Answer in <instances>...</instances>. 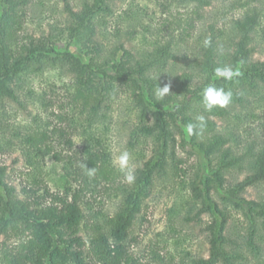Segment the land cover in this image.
<instances>
[{"label":"trees","instance_id":"1","mask_svg":"<svg viewBox=\"0 0 264 264\" xmlns=\"http://www.w3.org/2000/svg\"><path fill=\"white\" fill-rule=\"evenodd\" d=\"M32 1L0 0V99L21 104L19 90L23 88V75L60 68L72 77L67 88L69 105L86 124L82 129L86 133L92 126L105 123V102L121 90L131 99L139 132L152 141L156 161H147L132 183L117 185L120 193L118 209L106 220V226L93 224L88 252L83 248L82 237L77 234L84 219L79 203V192L83 187L72 194L71 200L60 199L59 205L32 206L8 183L7 167L0 163V235L27 236L15 252L5 256V264H129L131 228L154 174L165 168L167 156L174 159L177 122L180 120L187 126L200 115L205 117V129L199 135L187 133V137L192 150L205 159L209 168L201 169L189 187L191 196L200 204L199 211L208 216L203 225L208 254L193 257L188 262L169 259L161 264H248L241 243L237 244V239L230 235L228 206L248 208L253 232L247 245L258 260L264 249V242H259V237L264 239V199H246L242 193L250 186L264 183V136L254 139L250 137V130L251 140L240 139L235 131L225 134L215 128L216 122L211 116L228 120L234 109L243 112L252 107L255 98L264 99V55L262 58L256 56L259 50L256 32L261 11L251 7L233 19L229 49L224 57H221L220 48L223 32L209 23L208 30L196 43L199 49L192 69L177 73L169 68L171 61L178 57L174 50L188 42L189 35H184V28L178 41L171 33L165 41H154L150 50L139 53L128 49L124 42L112 45L108 55L115 60L118 52L121 55L113 70L108 71L95 59L107 50L99 39V31L112 13V0H83L78 10L72 9L68 0H64L69 36L81 42L91 56L90 61H83L67 50H55L53 32L28 42H14L13 25L18 22L17 12L29 7ZM177 1L194 2L199 7L211 3L210 0ZM188 25L192 26V23ZM225 65L238 73L231 81L215 76V69ZM168 78L171 79L168 83L170 93L158 99L156 88L167 84ZM209 85L230 90L231 103L225 108L206 112L201 99L203 89ZM53 131L60 135L65 133L60 126L54 127ZM180 137L184 140L185 135L182 133ZM47 139L48 131L41 128L27 131L22 137V146L31 165H38L41 158L52 152L45 142ZM89 141L91 144L85 147V157L77 173L82 177L88 174V168H93V180L97 181V176L108 179L112 173L108 153L102 149L95 134L89 135ZM229 141H235L236 148L226 145ZM169 147L172 153L168 155ZM233 168L245 175L239 181L227 182L225 174Z\"/></svg>","mask_w":264,"mask_h":264},{"label":"rangeland","instance_id":"2","mask_svg":"<svg viewBox=\"0 0 264 264\" xmlns=\"http://www.w3.org/2000/svg\"><path fill=\"white\" fill-rule=\"evenodd\" d=\"M210 1V5L199 7L194 2L177 0H112V13L106 17L99 31V39L107 50L95 60L112 71L121 55L118 52L116 60L108 55L112 45L124 42L128 49L139 53L144 49L150 50L154 41H165L171 33L178 41L186 28L184 35H189L188 42L174 50L178 57L171 61L169 68L177 73L192 69L199 49L196 43L208 30L209 23L223 32L220 48L221 57H224L229 49L233 19L251 7L261 11L256 32L259 43L256 56L262 58L264 0ZM68 2L72 9L78 10L83 0ZM17 16L18 22L13 25L14 42H28L53 32L55 50H67L83 61H90L91 56L85 52L81 42L69 36V17L64 0H33L29 7L18 10ZM190 23L192 26L188 25ZM22 79L23 88L19 90L21 104L0 99V163L7 167L6 180L15 187L18 196L32 206L59 205L60 199L71 200L72 194L83 187L79 192V203L84 219L77 234L82 237L83 248L88 252L93 224H106L119 206L117 185L129 184L125 173L114 166V159L123 151L129 152V166L135 176L147 161H156L152 141L139 132L138 117L126 92L118 90L105 102V123L92 126L90 132L85 133L82 129L86 124L69 105L67 88L71 84V75L54 67L40 73L25 74ZM170 81L168 78L167 84ZM257 98L248 110L240 112L234 109L228 120L211 116L216 122L215 128L225 134L235 131L240 139L264 136V99ZM177 123L181 133L176 130L174 159L167 156L165 168L154 174L131 228L129 264H161L169 259L178 263L188 262L193 257L208 254L203 231L208 216L199 211L200 204L191 196L189 185L201 169L207 170L209 166L192 150L186 126L180 120ZM58 126L65 133L54 132L53 128ZM35 128L48 131L49 139L45 142L52 152L41 158L38 165H31L22 146V137ZM249 130L252 132L250 137ZM182 133L184 140L180 137ZM90 134L99 137L102 149L108 153L112 170L108 179L97 176L96 181L88 174L81 177L77 173L85 157V147L90 143ZM235 143L229 141L226 145L236 148ZM167 150L168 155L172 153L171 147ZM244 175L245 172L236 168L225 174L227 182L239 181ZM242 194L246 199L263 200L264 183L250 186ZM227 211L230 214V235L237 239V244L241 243L242 250L247 253L248 264H264V249L257 260L247 245L253 232L248 208L228 206ZM256 235L253 238L257 239ZM26 237L0 235V264H5V256L15 252ZM259 239V242H264L263 238Z\"/></svg>","mask_w":264,"mask_h":264},{"label":"clouds","instance_id":"3","mask_svg":"<svg viewBox=\"0 0 264 264\" xmlns=\"http://www.w3.org/2000/svg\"><path fill=\"white\" fill-rule=\"evenodd\" d=\"M208 45V41H205V46ZM238 73L233 70L230 65H225L223 67H217L215 69V76L218 78H223L225 81H231ZM170 93V85L165 84L163 87L159 85L156 88V96L158 99H163L167 94ZM232 101V92L230 90H225L223 87H216L215 85H209L205 87L202 91L201 104L206 112H211L216 108H225ZM206 127V120L203 115L197 116L195 122L189 123L186 126V132L189 135H199L202 134ZM130 153L127 151L121 152L113 161L114 166H116L121 172L125 173V179L128 183H132L135 179L132 169L129 166ZM86 168H88L85 165ZM94 169L88 168V175L94 174Z\"/></svg>","mask_w":264,"mask_h":264}]
</instances>
